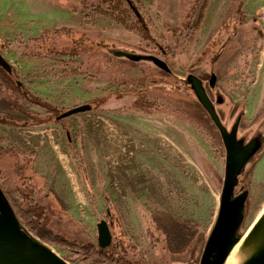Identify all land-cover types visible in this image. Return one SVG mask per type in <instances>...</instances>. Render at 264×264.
Instances as JSON below:
<instances>
[{"label":"rangeland","instance_id":"374dc122","mask_svg":"<svg viewBox=\"0 0 264 264\" xmlns=\"http://www.w3.org/2000/svg\"><path fill=\"white\" fill-rule=\"evenodd\" d=\"M144 1L153 16L155 34L165 36V42L173 45L175 40L165 24L180 29L188 0ZM230 1L212 0L210 11L220 19ZM243 8L248 20L257 22L262 37L248 58V73L252 75L253 83L246 81L241 88L248 97L247 114L251 116L264 107V0H246ZM158 14L160 20L156 17ZM86 15L76 0H0V52L18 70L20 81L27 89L66 110L116 90L118 87L110 81L129 78L134 75L132 71L141 77L166 81L168 74L151 64L115 57L108 51L117 46L130 53L149 55L150 51L144 49V43L135 34L109 20ZM224 17L209 26L200 48V42L192 48L185 46L186 49L177 51L176 60L166 58L174 74L173 79L170 78L172 87H167L171 88L167 90L168 94L158 95L165 98L167 105L181 107L186 116L170 111L138 113L130 108L133 98L127 97L106 105L102 111L93 110L68 118L69 137L58 125L10 127L0 124V146L17 148L35 157V171L63 207L62 214L78 224L80 234H72L66 222H53L54 227L66 231L69 236L98 244L97 224L104 220L110 208L120 219L128 244L139 245L147 253L150 263L186 264L192 256L191 251L173 254L163 240L156 247L151 245L144 215L147 211L174 215L200 225L206 238L215 225L220 209L224 162L214 153L220 147L210 135L207 113L182 82L188 73L202 78L213 72L225 82L226 77L233 75L235 67L241 65L237 56L245 52L254 38L245 34L244 25L239 24L240 18L234 13L227 15V25L221 27ZM44 33L55 37L54 41L60 47L79 49L80 56L74 65L82 64V70L89 76H63L59 55L39 58L22 46ZM140 45L143 49L136 47ZM197 51L201 55L196 61ZM194 66H197L196 70ZM95 73L98 79L91 76ZM217 88L229 102L228 86L222 83ZM240 102L241 106L245 105L243 99ZM24 105L32 111L42 112L30 102L24 101ZM0 110L26 122L24 114L11 109L1 94ZM115 135L125 142L119 150L112 143ZM136 148L139 149L137 155ZM73 150L86 162L91 181L88 186L76 173ZM202 162L214 170L213 180L203 172ZM252 183L260 190L261 199L250 223L264 206V156L255 169ZM48 206L55 209L58 204L51 202ZM52 209L57 221V212ZM46 234V231L38 230L34 235L70 264H77V261L69 260L70 253L62 246L44 241ZM202 251H197L199 257Z\"/></svg>","mask_w":264,"mask_h":264},{"label":"flooded vegetation","instance_id":"af4514ba","mask_svg":"<svg viewBox=\"0 0 264 264\" xmlns=\"http://www.w3.org/2000/svg\"><path fill=\"white\" fill-rule=\"evenodd\" d=\"M133 1L127 0L133 12V16L130 18L131 21L127 25L121 24L111 18H98L96 16L94 17L97 20L98 19L99 20H102V19L109 20L112 23H116L122 26L128 32L135 34L137 36L136 38L144 43V49H147L150 51L149 55L148 54L146 55L139 54V55L160 59L161 61L165 62L167 69L162 68L161 64H156L154 60L151 62L142 61V62H135V63L147 62L151 64L152 67L157 68L159 71L167 73L168 77L166 81H161V79H157L156 77H148V78H145L144 76L141 77L137 72L132 71L131 73L134 75L130 76L129 78H126L122 81H110L112 85H115L118 87L116 90L110 91L102 96L95 97L92 101L86 102L84 104H87L90 102L98 104L100 103V100H99L100 98L107 96L108 98H110L108 102V104L110 105L113 103H117L120 100H123L127 97H130V98H133L130 108L136 111L135 105L138 103V101L141 98H147L148 102L146 103V105L148 108V112L150 114L154 112L159 113V111L160 112L170 111L171 113H176L179 115L186 116L187 114L185 110H183L181 107H172L170 105H167L166 103H164L165 98L158 95V94H164V93L168 94L167 90H171V88L168 89L167 87L169 86L172 87L170 81L171 79H173L174 74L170 68V63L167 62L166 58L170 57L176 60L177 51L179 52L180 51L179 49L181 48L186 49L185 46H187V48H192V47H195L200 42L199 43L200 44L199 48H200V46L204 42L205 35H206V32L209 26L214 25L216 22L215 20L219 21L223 16L225 17L223 18V22L221 23L220 26L221 27L226 26L227 25L226 17L227 15H230L231 13H234L235 15H237V18H240V20L238 21H239V24L244 25L245 34L250 35L252 39L254 38V40H251V45L247 46L245 52L239 53V55L237 56L238 59L240 57L241 65H238L235 67L233 75L226 77L225 82L222 80V78H220L217 72H213L210 75L205 74L202 78H199L196 74L191 73L192 75L202 80L204 89L213 107L216 109L217 114L222 124L228 129V131H231L233 129L237 118L241 114V121H240L239 129H238V133H237L238 140H240L241 138H246V142H249L253 138L254 134L257 132L258 128H260L257 138L261 140L262 142L261 148L254 156H251L246 161L244 167L241 169L240 184H239V188L237 192L239 191V193L241 194L247 192L248 198H247V202H246L244 212H243L244 221L240 227V230H239V233H240L242 230H244L246 227L249 226L250 220L255 215L256 207L259 206V200L261 199L260 190L258 188H254L252 182H253V176H254L255 169L257 165L259 164V162L262 160V157L264 156V153H262V151H264V110H263L264 107L262 108V110H260L259 113L257 114L253 113L251 116H249L247 114L248 97L241 92V88L246 81L250 80V83H253V78L251 77L252 75L248 73V67H249L248 58L256 50L259 42L262 41L260 28L257 25L256 21L250 22L248 20L245 10L243 8L244 2L246 0L244 2H241V0H231L226 5L225 7L226 9L224 10L222 17L220 19H217L216 13L214 11H210V8L213 6L212 0H210L209 2H206V0H198L196 8L192 16V19L188 27H185L183 25L185 13L196 2V0H188L185 4L186 7L184 9L181 27H179L180 29L179 30L175 28L172 29L169 25L165 24L166 29L169 31V33L175 40L174 44L172 45V44H168L165 42V39H166L165 36H161V35L157 36L155 34L154 20L152 18L153 16H151V12L148 11L147 8L145 7L144 5L145 1L142 0V4H141L142 6L138 4L137 2H135V0ZM200 3H201V6H200L201 10L196 17ZM156 17L158 20L161 19V16L159 14L156 15ZM54 38L51 37L48 33H44L43 36L37 38L41 41V50L43 54H45L48 57L49 56L56 57L59 55L61 59L59 60L60 64H61V61L70 63L72 66L71 68H79V71L84 73L83 75L81 74L79 76H86L88 73L87 71L82 70V64L78 67L74 65L75 62L77 61L76 59L80 56V50L79 49H68L67 47H60L56 44V42L54 41ZM50 39H53V41H51ZM136 47L143 49L141 45L136 46ZM58 50H61L60 54L57 53ZM111 50H108V51L112 53L113 56L119 57V58L129 59L126 56H119V52H124L125 54L126 53L134 54V53L124 51L123 49H120L117 46L115 47V49H111ZM200 55L201 54L198 53L197 51V53L195 54L196 61L198 57H200ZM218 57L219 56H217L215 60H217ZM60 66H63V65L61 64ZM185 68H187V65ZM196 69H197V66H194V70ZM87 76H89V74ZM91 76L94 79L99 78V76L96 73L92 74ZM213 77L216 78V81L214 84H212ZM222 83L224 85H227L229 88L227 92V95L229 96V99H230L229 102L227 101V98L225 99V97L222 95L220 90H217L218 85ZM182 84L184 85V88H186L190 92L194 100H196L201 105V103L195 96L190 86L187 85V83H185V80H183ZM241 99L245 101L244 104L246 106L245 105L241 106L242 102H240L239 104V101ZM160 104H162L161 107H160ZM221 104H224L225 106L222 107ZM202 108L208 115L207 125L210 130V135H212V138L217 141L220 147L219 149H215L214 153L217 158H220V160L225 163L226 149H225L222 137H221V131L217 127V125L215 124V122L213 121L209 113L206 111V109L203 106ZM67 110L69 109L64 110L63 113L66 112ZM26 122L35 123L34 120L32 119H26ZM65 132L69 137L70 132H67V131ZM70 141L71 139L69 138V142ZM39 178H40L39 180L37 179L28 180L29 187L34 191V195H35L34 198H36L34 200H36V202L38 203L44 204V206L48 207V209H52L48 206L49 203L56 202L59 207L52 209V210H56L57 215H58L56 222H60V221L66 222L67 224H69L68 229L71 228L70 230L72 234L74 235L80 234L79 230H77V228L79 227L78 224H76L73 220L68 219L66 216L62 214V212L64 211L63 207L55 200L54 195L46 189L45 180L43 179L44 180L43 181L41 177ZM23 220L27 223L26 219H23ZM104 220H107L108 222L109 220H111L113 223V230H114V246L108 251H111L115 248L120 249L121 247L127 246L129 239L123 229V226L117 214H114L112 210L108 208L106 211V217L104 218ZM58 229L61 230L63 233H66V231L60 228ZM80 231H81V228H80ZM95 235L98 241L97 228H96ZM95 244L99 247L97 243ZM141 250L145 253V255L141 258V260L144 262V264H146V260L148 261L147 253L143 249ZM198 263H199V260H195L194 255H192L191 257H188V260L186 261V264H198ZM149 264H153V263L149 262Z\"/></svg>","mask_w":264,"mask_h":264},{"label":"trees","instance_id":"16d2710c","mask_svg":"<svg viewBox=\"0 0 264 264\" xmlns=\"http://www.w3.org/2000/svg\"><path fill=\"white\" fill-rule=\"evenodd\" d=\"M77 1L85 14H87L86 16H90L91 14L98 18H111L125 25L130 23V18L133 16L132 9L127 0ZM209 1L206 0V2ZM244 1L241 0V2ZM135 2L140 5L142 4V0H135ZM197 2L198 0L185 13L183 23L185 27H188L192 19ZM22 46L26 50L30 49L31 53H34L36 57H48L43 54L39 39L32 40L30 43ZM32 47L36 50L33 51ZM60 51L58 50L57 53L60 54ZM61 64L64 69L63 76L69 77L84 74L79 71V68H71L70 63L61 61ZM14 70L16 77L20 80V73L15 68ZM27 90L29 96H26L17 86L15 80L0 68V94L2 99L10 105L11 109L22 112L26 119L34 120L35 123H31L30 125L32 127L58 125L65 131L70 132L71 126L68 124V118L60 121L56 120L65 109L52 105L44 98L32 93L29 89ZM109 99L107 96L100 98L99 105L95 103V109L98 107L96 111H102V108L108 105ZM24 101L35 105L42 112L32 111L24 105ZM147 102V98H141L135 105L136 112L149 113L146 105ZM161 106L162 104H160ZM19 122L20 120L0 110V124L10 127H20ZM72 160L76 173L79 175L82 183L87 186L90 185L91 181L89 180L86 162L75 150H73ZM34 163V156L28 155L17 148H4L0 146V186L11 202L21 223L33 235L38 230L46 231L47 234L44 236V241L51 245L62 246L70 253L68 256L69 260L77 261V264H144L141 258L145 253L139 245L130 243L120 249L115 248L111 251H103L92 240L87 241L86 238L69 236L54 227L53 222L56 223L54 212L45 207L44 204L34 200L36 199L34 198V191L28 185V180L40 179L34 169ZM41 179L43 180V178ZM88 191L91 192L90 187H88ZM107 198L110 200L109 196ZM112 212L116 214L114 211ZM23 219H26L27 223ZM144 222L146 224L147 237L152 246H158L161 240H163L167 245L166 248L171 253L181 254L191 251L192 255L196 253V257L194 256L195 260H200L197 251L199 249L200 252L203 250L207 239L200 225L193 224L171 214L148 211L145 212ZM199 245H201V248H198Z\"/></svg>","mask_w":264,"mask_h":264},{"label":"water","instance_id":"95a60500","mask_svg":"<svg viewBox=\"0 0 264 264\" xmlns=\"http://www.w3.org/2000/svg\"><path fill=\"white\" fill-rule=\"evenodd\" d=\"M199 5L197 15L200 12ZM195 17V19H196ZM131 61H153L166 68L164 61L139 54H125ZM156 59V60H155ZM0 68L10 75L20 90L29 96L26 86L16 77L14 67L0 52ZM216 78L213 77L212 84ZM185 83L190 86L201 105L209 113L221 131V137L226 149L224 175L221 179L220 209L217 220L205 241L199 264H219L221 258L229 252L241 255V264H264V211L261 215L239 233L244 221V208L248 194L237 192L240 184L241 169L246 161L261 148L262 142L257 138L260 128L253 138L237 139L241 114L231 131L222 124L216 109L213 107L202 80L189 73ZM95 103H87L67 110L56 120L65 119L77 114L95 109ZM30 126L31 122H19ZM261 142V143H260ZM264 153V151H262ZM201 168L206 176L213 180L214 170L202 162ZM237 192V193H236ZM98 245L101 250L108 251L114 246V230L111 220H102L97 225ZM0 264H70L57 252L33 235L19 220L11 202L0 186Z\"/></svg>","mask_w":264,"mask_h":264},{"label":"bare ground","instance_id":"6f19581e","mask_svg":"<svg viewBox=\"0 0 264 264\" xmlns=\"http://www.w3.org/2000/svg\"><path fill=\"white\" fill-rule=\"evenodd\" d=\"M119 138L117 137V135L112 137V143L114 148H117L118 150L120 149V147H122L121 145L124 144L125 142L122 140H118ZM139 140V139H138ZM127 143V141H126ZM139 153V149L136 148V152L135 155H137ZM264 211V206L262 209V212ZM261 212V213H262ZM261 213L257 216V218L261 215ZM256 218V219H257ZM219 264H241V255L235 254V253H226L220 260Z\"/></svg>","mask_w":264,"mask_h":264}]
</instances>
